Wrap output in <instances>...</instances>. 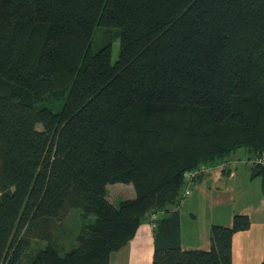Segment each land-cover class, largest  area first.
I'll return each mask as SVG.
<instances>
[{
    "label": "trees",
    "instance_id": "trees-1",
    "mask_svg": "<svg viewBox=\"0 0 264 264\" xmlns=\"http://www.w3.org/2000/svg\"><path fill=\"white\" fill-rule=\"evenodd\" d=\"M240 150L264 196V0H0V264L31 241L45 245L25 264H108L152 213V264H232L249 218L183 251L177 208L185 172ZM113 184L135 197L112 205Z\"/></svg>",
    "mask_w": 264,
    "mask_h": 264
},
{
    "label": "crops",
    "instance_id": "crops-1",
    "mask_svg": "<svg viewBox=\"0 0 264 264\" xmlns=\"http://www.w3.org/2000/svg\"><path fill=\"white\" fill-rule=\"evenodd\" d=\"M249 158L246 151H237L226 159L224 169L210 168L195 179L190 195L177 208L180 215V246L183 251H208L210 227H230L232 217L240 214L249 218L250 226L232 236V264H261L264 196L260 177H250V165L245 163ZM115 185L113 188L116 189L118 186ZM134 197L135 194H131L130 199ZM107 200L112 205L116 202V199L112 201L108 195ZM153 251V227L147 219L130 241L111 253L108 264H152Z\"/></svg>",
    "mask_w": 264,
    "mask_h": 264
},
{
    "label": "rangeland",
    "instance_id": "rangeland-1",
    "mask_svg": "<svg viewBox=\"0 0 264 264\" xmlns=\"http://www.w3.org/2000/svg\"><path fill=\"white\" fill-rule=\"evenodd\" d=\"M98 35H99V32L97 30L93 33V36H92L91 50L93 52H96L98 48L103 45V42H104V41L96 40V37ZM117 57H118V41L116 40L111 45V59H110L111 63H114ZM51 100H54V101L50 102V100L45 99L44 102H42V104L40 103L43 106H38V108L46 106L52 112H59L64 102L63 97L60 96L59 98H53ZM115 186H118V187H116L115 189V187L113 188V185L108 186L109 193L107 194L108 197L111 198L112 201L113 199H116V202L114 205H116L122 200L130 199L131 194L132 196L134 194V189L132 185L116 184ZM130 187H132L131 191L128 190ZM117 188H120L121 190H118ZM78 214H79V211L71 210L70 213L65 217V219L61 221L59 227L55 231L52 243L61 253L73 247V244L75 242V236L81 225ZM44 245L45 243L43 242L31 241L30 245L27 247L25 252L22 254V258L19 264H25L26 261L29 259V257H31L39 248H43Z\"/></svg>",
    "mask_w": 264,
    "mask_h": 264
},
{
    "label": "built area",
    "instance_id": "built-area-1",
    "mask_svg": "<svg viewBox=\"0 0 264 264\" xmlns=\"http://www.w3.org/2000/svg\"><path fill=\"white\" fill-rule=\"evenodd\" d=\"M225 162V161H224ZM220 163L214 167H206V166H199L196 169H193L191 171L185 172L184 173V177H183V190L181 193V198L184 199L186 198L188 195H190L191 190H192V185L195 181V179L201 175H203L204 173H206L210 168H215V169H224L225 164ZM254 164H260V165H264V155L261 156L260 158H257L253 161ZM156 219V215L155 214H150L148 221L151 223L152 227H154V220Z\"/></svg>",
    "mask_w": 264,
    "mask_h": 264
}]
</instances>
